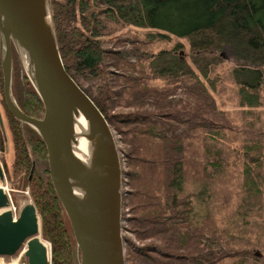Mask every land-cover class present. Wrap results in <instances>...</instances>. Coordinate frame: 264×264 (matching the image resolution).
Returning <instances> with one entry per match:
<instances>
[{
	"label": "trees",
	"instance_id": "obj_1",
	"mask_svg": "<svg viewBox=\"0 0 264 264\" xmlns=\"http://www.w3.org/2000/svg\"><path fill=\"white\" fill-rule=\"evenodd\" d=\"M51 11L65 71L118 126L133 233L158 242L129 249L126 264H264L254 256L255 248L264 249L263 233L239 235L212 208L214 184L222 181L223 194L234 199L230 211L245 226L264 219V142L253 131L264 106V0H51ZM127 27L135 29L124 40L130 50L104 47L106 36ZM226 53L233 113L223 108L218 72ZM12 94L24 114L42 116L13 49ZM115 108L138 111L115 114ZM5 114L11 174L30 190L51 264H79L45 145L6 107Z\"/></svg>",
	"mask_w": 264,
	"mask_h": 264
},
{
	"label": "water",
	"instance_id": "obj_2",
	"mask_svg": "<svg viewBox=\"0 0 264 264\" xmlns=\"http://www.w3.org/2000/svg\"><path fill=\"white\" fill-rule=\"evenodd\" d=\"M12 49L42 104L40 118L24 114L15 102ZM0 65L8 113L33 129L45 145L50 182L79 250V264H126L122 169L115 138L99 109L65 71L50 0H0ZM70 108L75 118L67 114ZM0 183L5 184L1 163ZM20 252L26 264H51V248L41 236L34 201L15 216L8 193L0 187V258Z\"/></svg>",
	"mask_w": 264,
	"mask_h": 264
},
{
	"label": "rangeland",
	"instance_id": "obj_3",
	"mask_svg": "<svg viewBox=\"0 0 264 264\" xmlns=\"http://www.w3.org/2000/svg\"><path fill=\"white\" fill-rule=\"evenodd\" d=\"M51 1V0H50ZM132 31H135V29L127 27L124 29L120 30H115L114 33L106 36L104 47L106 49L113 51H127L131 49V45L125 44L124 40L129 37V33H133ZM138 35V34H137ZM140 36V35H138ZM175 42L174 40L172 43ZM184 45L186 44L185 41H181ZM13 52L18 59L17 54L15 53L14 49ZM225 55V54H224ZM226 63L224 67L218 68V72L220 75H222L223 78V86L224 88L222 89L223 95H222V100L223 103L225 104L223 106L225 111L232 112L236 110L237 108L232 104V100L235 97L234 94V88L233 84L235 83V79L233 77V68L232 67V61L227 56L226 53ZM19 61V59H18ZM20 63V61H19ZM21 66V64H20ZM21 70L24 73L22 66ZM109 71H113L111 68L108 69ZM116 74H120V72L113 71ZM5 102L3 98V88H2V80L0 84V113H1V118L3 122V130L0 128V163L3 166V169L5 171V168L9 175L5 173V184L3 187L5 188V191L8 193L11 201V209L13 211V214L16 216L18 211L21 209V207L28 203L30 200H33L31 195H30V190L28 188H25L22 190L21 188L18 187L19 184V178L15 177L14 175L11 174V166H12V161H13V146L11 142V136L9 132V120L7 115L5 114ZM115 114H126V113H131L133 111H138V109L135 108H115L114 110ZM259 121L256 123V125L253 128L254 133H260L263 138L264 142V106L260 108L259 110ZM22 127V126H21ZM117 125H112L110 126V129L112 130V133L115 138L117 150L119 152V157L120 153L123 155V149L124 146L121 144V139L120 135L117 132L116 128ZM221 158H225V154L220 155ZM121 159V158H120ZM123 160H124V166L121 163V169H122V176L123 179L121 180L122 186H121V191H122V206H121V229H122V238L124 241V250H125V255L128 254L129 249L131 248H141L146 245H157L158 242L155 240H144V241H139L136 236L133 233V230L131 228V225L129 223V219L132 218V214L129 208V204L127 202V192L129 191V188L127 186V178L125 176L126 172V165H125V156L123 155ZM30 172L27 174V181L29 179ZM29 182V181H28ZM224 189L226 190V185L222 183V181H217L214 184V194L212 197V208L214 209L215 213L223 215L227 220H229L230 227L232 228L235 233L242 235L246 238L251 237L250 236V229H257L260 233H263V239L264 240V219L256 220L253 221L252 224L245 226L241 219L234 215L233 210L231 208V204L233 203V198L231 199L230 197L227 196V194H223ZM29 190V193H28ZM206 199V198H205ZM231 203V204H230ZM211 208V207H210ZM198 212H202V206L200 209H197ZM200 212V213H201ZM259 228V229H258ZM254 256L256 258H260L264 261V249L261 247H257L254 250ZM126 258V257H125ZM21 262L23 264L26 263V259L22 258Z\"/></svg>",
	"mask_w": 264,
	"mask_h": 264
},
{
	"label": "built area",
	"instance_id": "obj_4",
	"mask_svg": "<svg viewBox=\"0 0 264 264\" xmlns=\"http://www.w3.org/2000/svg\"><path fill=\"white\" fill-rule=\"evenodd\" d=\"M120 162L122 163V165L124 166V160H123V155L120 153ZM122 168V167H121ZM122 179H123V176H122ZM23 253L20 252L15 258L7 261L3 258H0V264H23L21 262V257H22Z\"/></svg>",
	"mask_w": 264,
	"mask_h": 264
},
{
	"label": "bare ground",
	"instance_id": "obj_5",
	"mask_svg": "<svg viewBox=\"0 0 264 264\" xmlns=\"http://www.w3.org/2000/svg\"><path fill=\"white\" fill-rule=\"evenodd\" d=\"M67 114H68L71 118H75V114H74L73 109H71V108L68 109ZM62 152H63V155H64L65 157H67V155H66L64 149L62 150ZM0 187H3V185H2L1 183H0ZM3 188H4V187H3Z\"/></svg>",
	"mask_w": 264,
	"mask_h": 264
}]
</instances>
